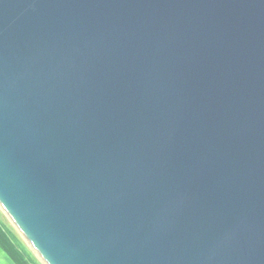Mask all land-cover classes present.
Segmentation results:
<instances>
[{"label":"water","instance_id":"1","mask_svg":"<svg viewBox=\"0 0 264 264\" xmlns=\"http://www.w3.org/2000/svg\"><path fill=\"white\" fill-rule=\"evenodd\" d=\"M0 209L42 264H264V0H0Z\"/></svg>","mask_w":264,"mask_h":264},{"label":"trees","instance_id":"2","mask_svg":"<svg viewBox=\"0 0 264 264\" xmlns=\"http://www.w3.org/2000/svg\"><path fill=\"white\" fill-rule=\"evenodd\" d=\"M0 247L15 264H41L14 228L0 219Z\"/></svg>","mask_w":264,"mask_h":264},{"label":"rangeland","instance_id":"3","mask_svg":"<svg viewBox=\"0 0 264 264\" xmlns=\"http://www.w3.org/2000/svg\"><path fill=\"white\" fill-rule=\"evenodd\" d=\"M0 219L5 222L6 224H9L11 227L14 228L15 232L20 236V234L17 232L13 224L8 220V218L5 216V214L0 209ZM20 238L23 240V238L20 236ZM24 241V240H23ZM25 242V241H24ZM26 243V242H25ZM27 245V244H26ZM28 246V245H27ZM29 247V246H28ZM30 249V247H29ZM31 250V249H30ZM32 251V250H31ZM34 254V253H33ZM35 255V254H34ZM0 262L2 264H15L14 261L8 256V254L0 247ZM40 262V261H39ZM41 263V262H40ZM42 264V263H41Z\"/></svg>","mask_w":264,"mask_h":264},{"label":"clouds","instance_id":"4","mask_svg":"<svg viewBox=\"0 0 264 264\" xmlns=\"http://www.w3.org/2000/svg\"><path fill=\"white\" fill-rule=\"evenodd\" d=\"M0 264H2V262H0Z\"/></svg>","mask_w":264,"mask_h":264}]
</instances>
